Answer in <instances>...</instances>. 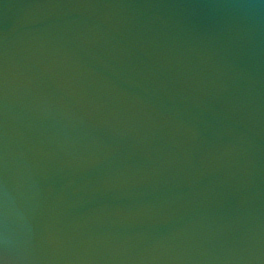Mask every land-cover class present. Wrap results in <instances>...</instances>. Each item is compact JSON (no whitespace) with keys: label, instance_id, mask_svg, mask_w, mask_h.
<instances>
[{"label":"water","instance_id":"water-1","mask_svg":"<svg viewBox=\"0 0 264 264\" xmlns=\"http://www.w3.org/2000/svg\"><path fill=\"white\" fill-rule=\"evenodd\" d=\"M0 264H264V0H0Z\"/></svg>","mask_w":264,"mask_h":264}]
</instances>
